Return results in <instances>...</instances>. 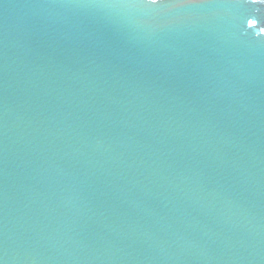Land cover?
Segmentation results:
<instances>
[{"label":"water","instance_id":"1","mask_svg":"<svg viewBox=\"0 0 264 264\" xmlns=\"http://www.w3.org/2000/svg\"><path fill=\"white\" fill-rule=\"evenodd\" d=\"M0 264H264V0H0Z\"/></svg>","mask_w":264,"mask_h":264},{"label":"snow or ice","instance_id":"2","mask_svg":"<svg viewBox=\"0 0 264 264\" xmlns=\"http://www.w3.org/2000/svg\"><path fill=\"white\" fill-rule=\"evenodd\" d=\"M162 2V0H145V3L148 5H158Z\"/></svg>","mask_w":264,"mask_h":264}]
</instances>
